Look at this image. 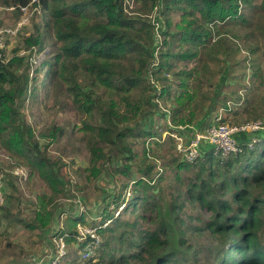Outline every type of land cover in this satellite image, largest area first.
<instances>
[{"label":"trees","instance_id":"1","mask_svg":"<svg viewBox=\"0 0 264 264\" xmlns=\"http://www.w3.org/2000/svg\"><path fill=\"white\" fill-rule=\"evenodd\" d=\"M0 2L5 7L16 6L18 14L22 13L20 5H33L40 8L42 19L50 15V22L45 21L42 27L34 24L33 32L24 37V47L42 50L46 42L44 30L50 28L56 49L54 55H45L35 68L30 56L19 54L20 49H15L7 62L0 61L2 144L13 158L31 169L32 176L38 175L53 190L49 200L39 197L41 209L31 222L5 207H0V219L24 223L35 230L53 225L55 216L59 217L56 199L66 192L62 165L48 156V145L36 137L22 112L26 102L39 100L46 77L49 87L58 78L77 108L89 116L83 123L90 151L86 178L97 180L110 161L113 175L123 183L121 190L129 189L130 194L125 197L122 191L115 193L116 204L112 202V208L107 207L103 214L96 213L90 221L78 215V211L65 215L64 229L57 227L56 232L59 231L58 236L65 234L69 245L75 244L77 260L85 245L77 242L78 223L94 226L111 219L99 230L103 242L95 258L101 259L94 264L107 257L110 264H212V260L214 264H264V130L259 134L261 142L251 150L230 155L205 150L199 160L189 163L179 159L173 137L162 140L169 123L159 133L129 125L141 105L147 104L151 110L157 104L160 92L165 98L164 106L171 101L168 108L175 126L195 123L201 126L209 107L211 111L227 112L225 116H215L217 124H243L264 116V97L250 99L246 104L241 93L246 88L240 81L229 96L217 95L214 102L209 95V89L219 84L222 75L233 70L230 61L225 60L229 52L222 50L223 42L226 33L235 32L234 26L244 25L248 16L243 9L251 5V0H135L140 6L135 10L137 14L125 10L124 0ZM159 6L163 29L157 32L158 24L142 17ZM260 8L264 16V0ZM156 33L161 34L160 48ZM189 61H194V65L182 67ZM239 61L233 67H239ZM246 68L253 71V77L264 87V70L257 60L252 59ZM40 71H44L41 80L36 74ZM225 78V84L221 83L223 90L230 85ZM148 90L155 94V103ZM115 97L124 102L125 110L119 109ZM137 137L145 138L143 151L130 144L131 138ZM154 144L155 149L169 146L170 151H175L166 174H175L177 194L165 210L157 193V184L165 174H154L155 165L150 160L155 154L151 151ZM180 195L196 209L197 214L187 216L193 221L179 218ZM119 208L134 220L123 219L121 210L116 214ZM99 214L102 215L98 217ZM203 234L216 239V250L191 239ZM123 245L127 248L117 256V246ZM69 258L68 254L67 264Z\"/></svg>","mask_w":264,"mask_h":264},{"label":"rangeland","instance_id":"2","mask_svg":"<svg viewBox=\"0 0 264 264\" xmlns=\"http://www.w3.org/2000/svg\"><path fill=\"white\" fill-rule=\"evenodd\" d=\"M262 1L263 0H251V5L243 9V13H245L248 18L244 25H236L233 27V31L235 32H222L227 34V39L223 42L224 47L222 50L225 51L226 49L229 52L225 60L231 62H229V64L232 66L233 70L230 71V73L226 72L223 74L222 79L214 89H209V95L213 96L214 102L216 101L217 95L221 94V97L229 96L231 91L238 87L236 84L238 81H240V83L246 88L241 90V93L246 100V104L250 99H253L254 101L260 97H264V87L260 86V81L257 82L255 77H253V71L250 68H248L247 71L246 68L247 63H250L252 59H256L264 70V16H262L260 8ZM139 7V4L134 0L133 5L128 6L127 9H131L133 13L137 14V11L135 10H139ZM156 8L157 7L154 8L151 14L143 15L144 17L142 18L147 17L157 23L156 30L158 32V30L161 31L163 28L162 21L159 17L161 7L159 6V8ZM23 17L27 18V23L21 26L16 35H6L4 51L8 57L14 55L15 49L25 51V53L20 52L19 54L24 55L25 57L30 56L35 68L40 65L41 61L45 58V55H54L56 49L53 31L50 28L44 30L46 34V42L44 43V48L40 51L37 48L33 49L34 51L25 49L24 37L33 32L34 24L42 27L45 21L50 22V15H45L44 19H42L40 8L38 9L33 5L28 7L26 15H23V13L18 14L14 10H9L0 2V27L4 29H15L18 27V24ZM42 29L43 28H41V30ZM35 33L37 34L36 31ZM234 33L237 34L234 35ZM156 37L158 38L160 48L161 34L156 33ZM157 46L155 49H159ZM250 48H254V51L251 52ZM222 55H224V53ZM238 61L240 62V66L233 67ZM194 63V61H189L188 63L182 64V67H184V65L193 66ZM176 68L179 69L178 67ZM36 74L40 76L41 80V75L44 74V71L37 72ZM230 77L233 78L228 81ZM224 78L230 85H227V88L223 90V85L225 84H223ZM80 80H82V75ZM149 81L152 82V79L150 78ZM158 86L160 91V82H158ZM179 92V90L176 91V94H179ZM98 93L102 94L103 91L99 90ZM148 93L151 94L150 98H152L153 101L155 94H153V92L151 93L150 90H148L147 94ZM104 95L105 94H102L101 96L104 97ZM174 95L175 91L172 94V97ZM164 99L165 98L162 99L160 92V96L155 102L162 105L154 104L151 110H149V105H141V110L135 117V120L131 121L129 125H137L143 129L149 128L153 131L156 130V133L167 128V120L170 119L168 107L172 104L170 101V103H166V105H168L167 107L164 106ZM115 100L118 103L119 109L121 111L125 110L124 102L117 97H115ZM210 108L211 107L207 109V114L209 115L207 120H205L201 126L195 123L192 126L193 128H204L215 123V116L220 111H211ZM22 112L24 113V118L27 123L35 130L36 137L41 140L40 142L48 145V156L62 165L61 175L66 183V192L64 195H60L56 199V202L59 204H55L57 210L56 213L59 217L55 216L56 221L54 220L53 225L47 228L40 227L32 230L24 223H9L7 219H0V264H33L37 261H47V259H50V256L55 255L60 248L57 243L58 235H60V233L59 231H56L57 227L58 229L60 228V230L64 229L62 224L65 215H68L67 213L75 214L78 211V215H84V217L90 221L91 217H96V213L101 212L103 214V212L107 211V207L112 208L110 204L112 202L115 203V193L122 191L125 197L130 196L128 193L129 189L127 192L121 190L123 183L119 180L118 176L113 175V166L110 161L106 162L105 170L97 180L90 181L86 178V168L90 166V151L88 148L87 134L83 131V123L89 120V116L87 113L84 114L77 108L72 95L67 89L63 88V85L58 78H55L53 86L49 87V77H46L45 87L41 90L39 100H29L26 102V105L22 108ZM220 113L222 116H225L227 112L221 111ZM233 115V112L230 113L229 121L232 120ZM257 120H264V116L257 117L255 121ZM52 132H55L56 135L52 136ZM249 136L251 135H245L243 137L248 138ZM143 139L145 138H131L130 144L134 147H138L139 151H143ZM155 147L156 145L154 144L151 151H154L155 154L151 155L152 157L150 160L155 165L154 174H165V178L157 184L158 198L161 199L163 203L162 207L165 210L167 207H170L168 205H171L172 197L177 194V181L175 179V174H166L171 168L170 159L175 154L172 153L174 149L170 151L169 146H162V148L157 147L156 149ZM180 158L182 157H179V159ZM117 161L120 160H116V162ZM17 166L26 167L28 171L27 176L20 178L14 174L13 171ZM159 169H161V172ZM185 176H187V173H184V177ZM0 177L2 179L3 191L5 194L4 201L0 202V207L10 208L14 214L24 217V219L29 222H31L38 209H41L39 197L45 196L46 199L49 200L50 197L53 196L52 188H50L49 185L38 175L32 176V171L27 165H24L13 158L2 144L1 139ZM177 205L182 206L178 212L179 218H184L186 221L194 220L187 216L197 214V211L194 207H190L189 204H187L183 195L178 197ZM120 210L121 208H119L118 211L120 212ZM0 211H2V209H0ZM79 212H81V214H79ZM102 214H99L98 217ZM121 217L129 221L134 220L133 216L123 212ZM196 224L198 223L196 222ZM144 226L146 225L144 224ZM191 239L195 242L198 241L206 246L212 247L214 250L218 247L216 239H211L206 234L198 236L197 239L195 237H191ZM65 246L70 257L68 259L69 264L73 261L72 264H94L101 259L97 257L92 260V263H84L83 261H80L79 258V260H77L75 257V244L69 245L67 243ZM117 248H119V250L116 251V255L118 256L122 250L127 248V246H117ZM67 258L68 255L64 260V264H67ZM211 263L214 264L215 261L212 260ZM100 264H110L109 257L103 258V261Z\"/></svg>","mask_w":264,"mask_h":264},{"label":"built area","instance_id":"3","mask_svg":"<svg viewBox=\"0 0 264 264\" xmlns=\"http://www.w3.org/2000/svg\"><path fill=\"white\" fill-rule=\"evenodd\" d=\"M134 0H124V8L128 13H131V9L128 10V6H132ZM29 5H20L19 8L23 15L27 14ZM9 10H16V6L7 7ZM27 23V18L23 17L15 29H4L0 27V61L7 62L8 57L4 51L5 37L6 35L14 36L18 33L21 26ZM24 52V51H22ZM160 95V93H158ZM159 96H157L158 98ZM156 98V99H157ZM159 105H162L159 103ZM169 111V110H168ZM170 113V112H169ZM170 115V114H169ZM170 117V116H169ZM170 128L163 132L162 140L173 137L176 142V150L184 161L193 163L199 160L203 156L205 150H212L215 154H238L244 149L251 150L255 148L256 144L261 142L260 133L264 130V120H257L239 125H231L229 123L211 124L204 128H193V125H179L175 126L168 119ZM245 135H251L248 138H244ZM168 136V137H167ZM212 148H211V147ZM18 177L23 178L27 176L28 171L24 166H17L13 171ZM3 183L0 177V202L4 201ZM119 212V211H117ZM116 212V213H117ZM111 222V219H107L102 225H84L78 223L77 229V242H84V247L80 250V261H87L94 259L99 249L101 248L103 239L99 233L101 227H106ZM65 235V234H64ZM64 235L58 236L57 253L52 258L47 259L45 262H36L33 264H64V260L68 255L65 249L67 244ZM61 243V245H60Z\"/></svg>","mask_w":264,"mask_h":264},{"label":"crops","instance_id":"4","mask_svg":"<svg viewBox=\"0 0 264 264\" xmlns=\"http://www.w3.org/2000/svg\"><path fill=\"white\" fill-rule=\"evenodd\" d=\"M216 113H217V112H216ZM217 115H218V117H221V116H222L220 112H219V113H217V114H216V116H217ZM207 117H209V115H208V114L206 115V118H205V120H207Z\"/></svg>","mask_w":264,"mask_h":264}]
</instances>
